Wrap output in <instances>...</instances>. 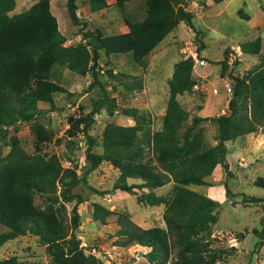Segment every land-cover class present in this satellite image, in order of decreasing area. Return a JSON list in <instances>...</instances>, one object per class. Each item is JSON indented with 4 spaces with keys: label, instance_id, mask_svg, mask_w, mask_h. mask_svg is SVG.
<instances>
[{
    "label": "trees",
    "instance_id": "1",
    "mask_svg": "<svg viewBox=\"0 0 264 264\" xmlns=\"http://www.w3.org/2000/svg\"><path fill=\"white\" fill-rule=\"evenodd\" d=\"M115 1L124 8L129 0ZM92 2L101 5L104 0ZM15 5V0H0V130L16 131L19 122H32L35 152L26 153L16 135L10 137L6 156L2 157L0 150V224L8 228L0 232V246L30 233L45 245L53 264H102L97 256L84 252L74 233L80 224L77 206L84 199L73 189L86 182L85 175L106 161L119 171L113 189L148 188L137 197L138 201L148 205L164 203V227L149 228L137 225L126 212L93 203L94 220L105 223L109 216L116 215L117 235L121 236L118 245L149 247L145 256L150 264H215L233 255L237 251L235 246H213L204 236L218 201L191 186L211 185L206 177L217 164L229 173L225 162L226 141L259 129L264 133V66L253 67L242 78L232 77L229 114L214 118L193 116L187 125L189 114L176 96L190 92L195 85L191 78L194 61L191 57L180 60L168 79L169 97L160 129L152 130L146 116L129 108L124 113L135 123L109 122L98 140L87 133L94 114L105 110L113 115L115 107V98L104 92L88 113L67 118L66 133L70 138L67 143L75 144L71 139L80 132L87 139L85 160L89 166L84 176H79L76 166L64 167L55 154L42 152L50 134L37 119L39 102L53 107L56 92L70 94L53 79V68L59 66L79 75L90 74L89 87H92L100 83V50L106 55L130 53L139 66L146 67L147 55L180 22L193 27V13L185 9L183 0H145L146 14L142 20L124 18L127 32L104 35L98 28L81 30L84 41L65 45L66 37L51 12L50 0H36L26 10L11 14ZM67 9L76 24L75 0H68ZM260 47L258 37L240 44L241 51L250 54L258 53ZM221 63L225 73L227 52ZM209 120L217 129L213 146L205 143L202 129H196L198 124ZM95 146H101L102 151L96 152ZM128 178L141 182L128 183ZM170 181L173 185L167 198L153 192ZM255 184L264 187V179H258ZM224 186L226 196H231L226 183ZM35 194L43 195V207L34 202ZM252 201L264 202V198L252 197ZM69 202L74 204L67 220L65 203ZM250 231L257 237L253 250L256 252L264 245V217L261 226ZM248 232L246 229L237 233L236 240H242ZM0 264L19 262L16 256H11L0 259Z\"/></svg>",
    "mask_w": 264,
    "mask_h": 264
},
{
    "label": "rangeland",
    "instance_id": "2",
    "mask_svg": "<svg viewBox=\"0 0 264 264\" xmlns=\"http://www.w3.org/2000/svg\"><path fill=\"white\" fill-rule=\"evenodd\" d=\"M15 1L16 5L10 12L11 14L26 10L36 0ZM67 2L68 0H50V9L57 19L59 30L65 35L67 43L70 45L84 41L81 30L98 28L104 35L117 34L127 30L125 17L138 21L142 20L146 14L145 0H129L125 3L124 8H120L115 0H104L101 5H96L92 0H75L78 19L74 24L68 13ZM258 2L264 10V0H257V2L256 0H220L218 2L215 0H183L185 9L193 13L192 28L184 22L179 23L147 55L146 67L139 66L130 53L106 55L100 50L98 60L100 83L92 87H89L92 81L90 74L79 75L63 67H54L53 79L71 94L56 92L53 107L43 102L39 103L37 119L50 134V140L44 143L42 152L55 154L62 166H76L79 176H84L89 166L85 160L87 139L80 132L71 139L75 144L67 143L70 140L66 133L67 118L69 115L78 116L81 113H88L93 103L102 97L104 92L115 98L114 113L109 115L105 110H101L94 114L93 123L87 129L88 134L96 136L100 140L102 131L109 122L119 125L134 124L133 119L124 113V110L129 108H135L138 110L137 113L146 116L147 124L152 130L160 129L169 97L168 79L172 77L175 64L179 60L191 57L194 61L191 78L196 84L190 92L176 96L181 106L189 114L186 121V124L189 125L191 118L197 116L198 110L209 102L211 90L215 87L221 89L220 78L222 79L224 76L225 80L228 81L229 78L230 82L232 77H236L237 74L241 77L242 73L255 64L262 62L264 65V13L263 15L260 13L262 17L258 18ZM238 13L252 14L254 19L250 23H246L245 17ZM249 16L247 15L246 18ZM221 30H223V37H220L223 40L216 39L217 42H215L214 38H219L215 31L222 32ZM255 36H260L262 39L260 54L243 56L237 48H234L243 39ZM203 48H206L207 57L200 55V49ZM226 52L227 61L229 60L231 63H227L226 71L223 73L221 61L225 58ZM195 58L197 60L205 59L206 62L196 66ZM224 86L223 82V89ZM221 93L222 96L220 95V98L213 104L209 103L207 116L214 118L220 114L222 109L226 110L225 96L227 95L224 92ZM214 106L215 109L212 110ZM31 123L19 122L16 131L11 128H8L7 132L4 131L5 128L0 130L2 157L6 156L9 151L8 142L12 135L18 137L20 146L26 153L35 152V136L30 130ZM199 128L204 133L205 143L212 144V138L217 136L215 124L211 120L204 121L197 125L196 129ZM258 144L254 149L256 152H259L261 147L264 148L263 142L259 141ZM94 150L100 153L102 147L95 146ZM262 154L264 152L254 155L253 158L242 156L243 159L236 161L233 167L234 172L241 174L237 180H233L229 174L226 175L225 180L230 182L231 187H228L232 195L227 197L229 201L224 203L226 204L224 208L218 202L220 206L215 210L218 219L220 217V222L214 228L212 227L208 236L214 246H235L237 233L247 229L248 233L253 234L250 230L261 226V219L264 217V202H254L252 197L264 198V188L255 186L256 179H261V176H264V158H261L264 155ZM118 175L119 171L116 167L103 161L95 170L85 175L86 182H81L73 189L74 193L84 199V202L78 205L81 224L74 230V233L80 239L84 252L94 254L102 261V264H150L145 256L150 250L149 247L140 244L127 246L117 244L121 236L117 235L119 225L116 223V215L108 217L104 224L92 220V204L99 203L109 210L126 212L132 221L143 228L164 227L162 206H151L137 199L146 189L137 187L131 191L113 189L114 181ZM128 182L140 183L141 181L128 179ZM170 186L168 184L167 187L161 189L162 195L166 198L170 195ZM205 186H191V188L202 191ZM34 202L43 207L45 203L43 195L35 194ZM231 205L234 210L230 208ZM237 205V208L244 212V221L248 222L247 226L221 228L228 224L238 225L234 224L236 223L234 216H236L235 206ZM72 206L73 202L65 203L67 220L71 216ZM7 230L8 228L0 224V232ZM252 238L254 239L250 235L245 241V245H250ZM254 243L249 246L248 252L239 253L236 251L225 261L216 264H264V246L254 252ZM13 255L18 258L20 264H53L45 245L40 244L38 237L30 233L18 236L0 246V259Z\"/></svg>",
    "mask_w": 264,
    "mask_h": 264
},
{
    "label": "crops",
    "instance_id": "3",
    "mask_svg": "<svg viewBox=\"0 0 264 264\" xmlns=\"http://www.w3.org/2000/svg\"><path fill=\"white\" fill-rule=\"evenodd\" d=\"M128 2V1H127ZM256 2H257V0H256ZM258 10H259V14L261 13L262 15H263V11L264 10H262V8H261V6H260V4H259V2H258ZM77 10V9H76ZM238 14H241V15H243L244 17H245V22L246 23H250L251 21H252V19H254V16L252 15V14H247V15H250L248 18H246L247 17V15H245V14H242V13H238ZM258 14V18H260V17H262V15L260 14L259 15ZM217 18V17H216ZM181 23V22H180ZM211 25V24H210ZM126 26V25H125ZM126 28H127V26H126ZM128 31V28H127V30H125L124 32H127ZM222 32H218V31H215V34H216V36H218L219 38H214L213 36H212V34H211V36L214 38V40H215V42H217L216 41V39H219V40H221L222 38L220 37V36H222L223 37V30H221ZM124 32H121V33H124ZM62 33V32H61ZM260 38V42H261V47H262V39H261V37L260 36H255V37H250V38H245V39H243L242 40V42H246V41H249V40H254V39H256V38ZM223 40V39H222ZM242 42H239V43H237V45L234 47V48H237V50L241 53V55H247V56H251V55H258V54H260V50H261V47H260V50H259V52L258 53H256V54H250V53H244V52H242L241 51V48H240V44L242 43ZM67 40H65V45H70L69 43H67ZM205 44H206V42H205ZM207 45V44H206ZM206 47V46H205ZM201 50V56L202 57H207L206 56V48H203V49H200ZM123 54H125V53H123ZM147 59V58H146ZM202 59V58H201ZM182 60H184V59H182ZM200 60V59H199ZM203 61H205V59H202ZM180 61V60H179ZM197 61V58H195V62ZM206 62V61H205ZM263 63L262 62H260V63H258V64H255L254 66H252L250 69L248 68V70L246 71V72H244V73H242L240 76V78H242L244 75H246L250 70H252L253 69V67H256V66H258V65H262ZM196 66H200V65H196ZM264 66V65H263ZM236 77L238 76V74L237 75H235ZM227 77V76H226ZM239 77V76H238ZM228 78V77H227ZM222 79H224L225 80V78H224V76L222 77ZM221 78H220V80H219V82H220V87H221V89L218 87V88H213L212 90H211V92L213 93H211L210 94V98H209V102H207L203 107H201L199 110H198V113H197V116H200V117H211V116H207L208 114H207V111H209V109H208V105H209V103L211 102L212 104H213V102H215V100H217L218 98H220V95L222 96V93L221 92H224L227 96H225V100H227V105L225 106L226 107V110L228 111H226L225 109H222L221 110V112H220V114H218V115H221V114H229V108H228V99H230L231 98V96H232V92L230 93L229 91H227V86L228 85H230L231 84V87H232V79L230 80V82H229V78H228V81L227 80H225V81H223ZM223 82H224V84H225V86H224V89H223V87H222V85H223ZM195 84H196V82H195ZM69 92V91H68ZM70 94H71V92H70ZM40 103V102H39ZM44 103V102H43ZM46 104V103H45ZM213 109H215V106L212 108V110ZM217 109V108H216ZM128 117H130L129 115H127ZM132 118V117H131ZM133 119V118H132ZM133 121H134V119H133ZM210 121V120H209ZM204 122V121H203ZM135 123V122H134ZM130 125H133V124H130ZM156 130H158V129H156ZM260 132V133H258V134H256L255 132ZM258 131H255V132H251V133H248V134H245V135H242V136H239V137H237L236 139H234V140H229V141H226V146H227V154H226V156H225V162L227 163V165H228V171H229V173H226L225 171H224V169L221 167V165L220 164H217L216 166H215V168L213 169V171H212V173H211V175H209V176H207L206 177V180L209 182V183H211V185H200V186H205V188L202 190V191H200V190H197V191H199V192H201V193H203V194H205L207 197H209V198H211V199H213V200H215V201H218L220 204H222V206H223V208H224V206L226 205V204H224L226 201H229V199L227 198V196H226V194H225V183H226V185H227V187L229 186V187H231L230 186V182H228V180L226 181L225 179H226V175L227 174H229L230 176H231V178L233 179V180H237L239 177H240V172H237V173H235L234 172V166H235V164H236V161H238L239 159H243L244 157H242V156H246L247 158H249V156H251L252 158L254 157V155H256V154H258V153H263L264 152V148H260V150H259V152L257 151H255L254 149H255V147H257L259 144H258V142L259 141H261V142H263L264 143V133H262L261 131H260V129L258 130ZM216 138V137H215ZM215 138H212L213 139V142H212V144H210L211 146H213V145H215L216 144V140H215ZM262 155H264V154H262ZM261 158H264V156H262ZM255 175H257V173H255ZM262 177V179H264V176H261ZM128 179H132V178H128ZM128 179H127V181H128ZM245 179V178H244ZM139 180V179H138ZM256 181H257V179H256ZM129 183V182H128ZM171 185L170 187H171V189H172V185H173V183L170 181V182H168V183H166V184H164V185H162V186H160V187H156V188H154L153 189V192L157 195V196H163L162 194H163V192H162V190L161 189H164V187H167V185ZM255 186H257L256 184H255ZM195 187H199V186H195ZM228 187V188H229ZM248 187V186H247ZM260 187V186H259ZM262 188H264V187H262ZM141 189V188H140ZM142 189H146V191H148L149 189L148 188H142ZM230 189V188H229ZM232 189V188H231ZM116 190H119V189H116ZM120 191H122V190H120ZM145 191V192H146ZM233 191V190H232ZM233 192H235V191H233ZM164 197V196H163ZM166 198V197H165ZM84 202V201H83ZM82 203V202H81ZM73 204H74V202H73ZM80 204V203H79ZM78 204V205H79ZM162 206V208H164V203H159V204H157V205H151V206ZM227 205H229V204H227ZM220 206V205H219ZM236 208V211L237 212H235L236 213V216H234V219L236 220L235 222L236 223H234V224H238L237 226H235V225H232L231 226V224H228L226 227H223V226H221V228H223V229H230V228H240L241 226H247V223L248 222H245L244 220H245V218H244V216H243V213L244 212H242V210L241 209H239V208H237L238 207V205L237 206H235ZM106 208V207H105ZM223 208L221 209L222 211H223ZM230 208L232 209V210H234L233 209V205H231L230 206ZM246 209H250V208H248V207H245ZM216 210V209H215ZM215 210L212 212V219H211V222H210V225H209V229H207L205 232H204V236L208 239V240H210L209 238H208V236L210 235V231H211V229H212V227L214 228L215 226H216V224L218 223V222H220V217H219V219H218V215H217V213L215 212ZM77 211H78V206H77ZM92 211H93V206H92ZM92 211H91V217H92ZM113 211V210H112ZM222 211H221V213H222ZM79 213V212H78ZM233 215V214H232ZM112 216V215H111ZM221 216V215H220ZM110 217V216H109ZM248 219V218H247ZM92 220L93 221H96L97 222V220H94L93 219V217H92ZM107 220V219H106ZM99 222V221H98ZM101 223V222H100ZM81 224V223H80ZM79 224V225H80ZM104 224V223H103ZM220 224V223H219ZM254 228H256V227H254ZM250 235H252L253 237H254V239L252 238L251 239V244L252 243H254V242H256L257 240H255V239H257V237L255 236V235H253V234H251V233H247L246 234V236L242 239V240H239V241H237V243L235 244V246H236V248L238 249L239 248V250H237L239 253H244V252H248V248H249V246L251 245H245V241L247 240V238H249L250 237ZM15 239V238H14ZM12 240V239H11ZM9 241V240H8ZM6 243V242H5ZM255 244V243H254ZM3 245V244H2ZM213 245V244H212ZM142 246V245H141ZM214 246V245H213ZM264 246V245H263ZM262 248V247H261ZM260 248V249H261ZM259 249V250H260ZM258 250V251H259ZM255 252V251H254ZM13 256H15V255H13ZM11 257V256H10ZM8 258V257H7ZM5 259V258H4ZM17 260H18V258H17ZM19 262V261H18ZM218 262H220V261H218ZM233 262V261H232ZM217 263V262H216ZM215 263V264H216ZM231 263V262H230ZM20 264V263H19Z\"/></svg>",
    "mask_w": 264,
    "mask_h": 264
},
{
    "label": "built area",
    "instance_id": "4",
    "mask_svg": "<svg viewBox=\"0 0 264 264\" xmlns=\"http://www.w3.org/2000/svg\"><path fill=\"white\" fill-rule=\"evenodd\" d=\"M196 63H197V65H203L204 61L203 60H197ZM227 63L230 64L231 62L228 60ZM226 89H227V91H229L231 93L232 92L231 84L228 85ZM241 164H242V162H241Z\"/></svg>",
    "mask_w": 264,
    "mask_h": 264
}]
</instances>
